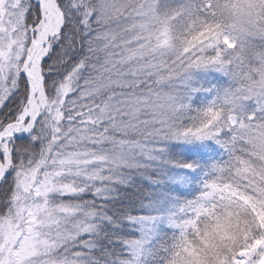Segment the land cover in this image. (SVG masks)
Masks as SVG:
<instances>
[{
	"label": "snow or ice",
	"instance_id": "1",
	"mask_svg": "<svg viewBox=\"0 0 264 264\" xmlns=\"http://www.w3.org/2000/svg\"><path fill=\"white\" fill-rule=\"evenodd\" d=\"M0 264H264V0H0Z\"/></svg>",
	"mask_w": 264,
	"mask_h": 264
}]
</instances>
